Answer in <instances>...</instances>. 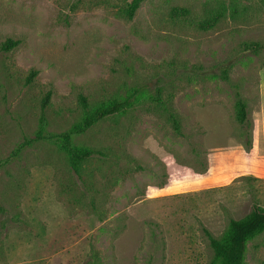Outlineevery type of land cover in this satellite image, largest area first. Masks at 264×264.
Listing matches in <instances>:
<instances>
[{"label":"rangeland","instance_id":"1","mask_svg":"<svg viewBox=\"0 0 264 264\" xmlns=\"http://www.w3.org/2000/svg\"><path fill=\"white\" fill-rule=\"evenodd\" d=\"M131 1L0 0V43L18 40L0 49V264H211L207 233L264 205V50L242 49L264 42V0H139L129 17ZM137 87L125 112L72 136L100 151L78 175L32 139L41 111L60 132L79 94L93 107ZM244 262L264 264V232Z\"/></svg>","mask_w":264,"mask_h":264},{"label":"trees","instance_id":"2","mask_svg":"<svg viewBox=\"0 0 264 264\" xmlns=\"http://www.w3.org/2000/svg\"><path fill=\"white\" fill-rule=\"evenodd\" d=\"M139 0H132L126 8L127 16L131 17L134 9L138 6ZM185 8H173L171 16L185 14ZM224 9L220 8L217 12L198 19L196 25L200 29H208L212 27L223 15ZM18 43L17 39L7 38L0 43L1 50H8L15 47ZM243 50L259 52L264 50V42L245 41L242 43ZM228 67L221 68V74L227 78ZM36 70H30L27 79L30 80L34 76ZM142 91L140 88H134L130 93L121 98L112 99L107 102L99 103L93 107H89L87 99L84 95H78V102L82 108V115L79 120L73 122L68 129L60 132H46V117L44 111L39 116L38 126L35 136L32 139H48L52 140L57 147L66 155L70 169L77 175L80 172L82 162L92 155L99 154V150H95L88 146L78 145L73 142L72 136L84 132L94 123L102 118L123 113L130 106L133 99L138 98ZM50 91L48 90L42 99V110L48 102ZM236 117L241 123L248 121L247 104L244 98L238 96L235 103ZM168 116L176 131L180 130V124L176 115L167 111ZM31 140V139H30ZM26 141H29L27 139ZM264 232V205L254 201L250 210L240 218H231L225 230L219 236H213L207 233L209 245L212 250L211 264H245L246 244L249 240L261 235Z\"/></svg>","mask_w":264,"mask_h":264},{"label":"crops","instance_id":"3","mask_svg":"<svg viewBox=\"0 0 264 264\" xmlns=\"http://www.w3.org/2000/svg\"><path fill=\"white\" fill-rule=\"evenodd\" d=\"M264 67L261 69V78H260V115H259V129L260 135L262 139V152H263V159H264Z\"/></svg>","mask_w":264,"mask_h":264}]
</instances>
